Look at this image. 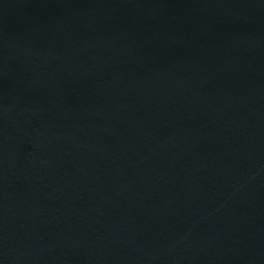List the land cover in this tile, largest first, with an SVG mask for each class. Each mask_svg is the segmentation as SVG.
I'll use <instances>...</instances> for the list:
<instances>
[{"label":"water","instance_id":"1","mask_svg":"<svg viewBox=\"0 0 264 264\" xmlns=\"http://www.w3.org/2000/svg\"><path fill=\"white\" fill-rule=\"evenodd\" d=\"M0 264H264V0H0Z\"/></svg>","mask_w":264,"mask_h":264}]
</instances>
